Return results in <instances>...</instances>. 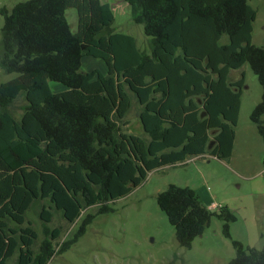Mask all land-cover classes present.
<instances>
[{
    "label": "trees",
    "instance_id": "16d2710c",
    "mask_svg": "<svg viewBox=\"0 0 264 264\" xmlns=\"http://www.w3.org/2000/svg\"><path fill=\"white\" fill-rule=\"evenodd\" d=\"M123 1L149 51L133 35L111 30L114 14L102 0H25L0 10V67L16 73L0 82V264L16 251L17 264H46L161 166L229 159L244 85L242 74L232 81L229 72L244 63L261 85L249 118L264 142V47L251 42L250 0ZM69 8L76 11L75 31L65 16ZM85 56L103 60L106 72L83 71ZM48 81L66 89L53 92ZM19 96L24 104L16 118L10 107ZM132 106L141 135L122 129ZM38 198L67 223L79 222L60 243V227L43 223L33 250L34 233L26 229L18 238L10 225H21ZM156 203L182 247L212 217L230 238V209L206 207L188 186L168 184ZM41 218L49 221V212ZM232 244L235 256L225 264H264V244Z\"/></svg>",
    "mask_w": 264,
    "mask_h": 264
},
{
    "label": "rangeland",
    "instance_id": "374dc122",
    "mask_svg": "<svg viewBox=\"0 0 264 264\" xmlns=\"http://www.w3.org/2000/svg\"><path fill=\"white\" fill-rule=\"evenodd\" d=\"M20 1L25 0H0V10L4 7L10 11ZM107 1L115 19L111 30L132 32L138 39V46L145 49L147 42L143 40L146 37L142 26L132 21L127 3L123 0ZM249 4L256 12L251 42L264 47V0H250ZM65 16L71 30L75 31V9H67ZM2 23L3 15L0 14V28ZM129 25L131 32L127 30ZM227 41L225 35L220 39L221 43ZM94 68L106 72L103 60L83 57L81 69L88 71ZM241 74L244 85L229 159L193 157L149 172L131 192L110 202L112 211L96 214L86 225L84 233L67 249L52 255L46 264H225L235 256L232 240L260 249L264 244V142L249 115L260 101L262 89L248 63L230 70L229 78L233 81ZM15 75L4 72L0 67V82ZM48 84L53 92L66 89L55 81H48ZM23 104L24 99L19 96L11 105L10 110L16 118L21 115ZM124 122L126 124L121 125L125 132L142 134L134 106L124 117ZM170 183L194 189L201 203L212 210L227 206L235 216L229 226L230 238L222 233L223 221L212 217L204 232L192 240L189 248L180 246L174 227L156 203L157 193ZM45 210L49 212V221L41 218ZM87 211L94 212L95 207ZM78 222L67 223L59 211L49 209L47 202L38 198L25 211L22 224L10 226L18 238L26 236V229L32 231L35 237L30 238V242L34 250L43 238V223L52 229L60 227V243L71 235ZM17 258L18 251L13 253L7 264H17Z\"/></svg>",
    "mask_w": 264,
    "mask_h": 264
},
{
    "label": "crops",
    "instance_id": "0c3cea01",
    "mask_svg": "<svg viewBox=\"0 0 264 264\" xmlns=\"http://www.w3.org/2000/svg\"><path fill=\"white\" fill-rule=\"evenodd\" d=\"M103 2H107V3H109L107 0H104ZM115 20V19H114ZM113 24V23H112ZM131 29H132V27H131V25H129V27H128V29L127 30H129V32H131ZM134 32V31H133ZM132 33V32H131ZM130 33V34H131ZM133 34V33H132ZM131 34V35H132ZM144 34V33H143ZM134 36V35H133ZM146 37V36H145ZM140 38H143V37H140ZM136 39V38H135ZM143 40H145L146 42H147V47L144 49V48H140V49H142V50H145V51H149V49H148V38L146 37V38H143ZM136 41L138 42V39H136ZM139 45V44H138ZM234 80H236V79H234ZM233 80V81H234ZM216 158V157H215Z\"/></svg>",
    "mask_w": 264,
    "mask_h": 264
},
{
    "label": "built area",
    "instance_id": "2783aa9c",
    "mask_svg": "<svg viewBox=\"0 0 264 264\" xmlns=\"http://www.w3.org/2000/svg\"><path fill=\"white\" fill-rule=\"evenodd\" d=\"M212 207H215V205H214V204H212Z\"/></svg>",
    "mask_w": 264,
    "mask_h": 264
},
{
    "label": "water",
    "instance_id": "95a60500",
    "mask_svg": "<svg viewBox=\"0 0 264 264\" xmlns=\"http://www.w3.org/2000/svg\"><path fill=\"white\" fill-rule=\"evenodd\" d=\"M201 115H203V113H201Z\"/></svg>",
    "mask_w": 264,
    "mask_h": 264
}]
</instances>
